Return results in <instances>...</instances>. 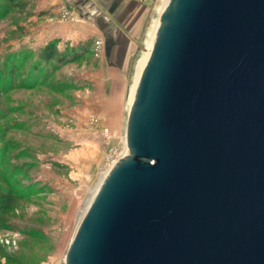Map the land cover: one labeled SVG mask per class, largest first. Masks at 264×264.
<instances>
[{"label":"water","instance_id":"95a60500","mask_svg":"<svg viewBox=\"0 0 264 264\" xmlns=\"http://www.w3.org/2000/svg\"><path fill=\"white\" fill-rule=\"evenodd\" d=\"M127 153L66 264H264V0H170Z\"/></svg>","mask_w":264,"mask_h":264},{"label":"rangeland","instance_id":"374dc122","mask_svg":"<svg viewBox=\"0 0 264 264\" xmlns=\"http://www.w3.org/2000/svg\"><path fill=\"white\" fill-rule=\"evenodd\" d=\"M143 2L135 43L122 42L113 59L95 38L45 35L47 23L65 29L81 20L72 7L0 0V190L14 196L0 211V264H66L91 196L125 155L140 67L169 0ZM53 40L61 49L90 47L69 63L44 64L39 53Z\"/></svg>","mask_w":264,"mask_h":264},{"label":"crops","instance_id":"0c3cea01","mask_svg":"<svg viewBox=\"0 0 264 264\" xmlns=\"http://www.w3.org/2000/svg\"><path fill=\"white\" fill-rule=\"evenodd\" d=\"M41 5L55 9L68 5L81 17L78 22H65V29L59 23H47L45 35L57 32V38L72 37L76 42L95 38L106 47L108 57L113 50V59L121 53L122 42L135 43L145 14L143 0H41Z\"/></svg>","mask_w":264,"mask_h":264},{"label":"trees","instance_id":"16d2710c","mask_svg":"<svg viewBox=\"0 0 264 264\" xmlns=\"http://www.w3.org/2000/svg\"><path fill=\"white\" fill-rule=\"evenodd\" d=\"M88 47H90L89 43L87 45L80 49L76 47H69L67 45L64 47V49H61L59 46L58 40H53L49 43H47L40 51L39 53V60L40 62L47 64L50 62L58 63V64H66L71 61L77 60L79 57H81L87 50ZM81 50V53H78ZM37 69L40 67V64H36ZM34 68H36L34 66ZM15 69V68H13ZM1 180V175H0ZM14 199L13 194L9 192H4L0 190V211H6L11 207L12 201Z\"/></svg>","mask_w":264,"mask_h":264},{"label":"bare ground","instance_id":"6f19581e","mask_svg":"<svg viewBox=\"0 0 264 264\" xmlns=\"http://www.w3.org/2000/svg\"><path fill=\"white\" fill-rule=\"evenodd\" d=\"M170 1V0H169ZM168 4H169V2H168ZM168 6V5H167ZM167 8V7H166ZM160 25V24H159ZM159 28V27H158ZM157 31H158V29H157ZM156 34H157V32H156ZM156 36V35H155ZM154 39H155V37H154ZM153 42H154V40H153ZM152 45H153V43H152ZM152 45H151V47L148 49V51H147V53H146V60L143 62V64H142V66L140 67V78H141V75H142V73H143V70H144V68H145V64H146V62H147V59H148V56H149V52H150V50H151V48H152ZM139 81H140V79H139ZM138 87V86H137ZM136 92H137V88H136V90H135V92H134V97H133V103H134V99H135V95H136ZM133 106V105H132ZM127 153V146H126V149H125V151H124V154H126ZM109 170V169H108ZM108 170L106 171V173H104V176H103V179H104V177L106 176V174H107V172H108ZM102 179V180H103ZM102 182V181H101ZM100 182V183H101ZM98 188V187H97ZM97 190V189H96ZM96 192V191H95ZM95 192L93 193V195L91 196V198H90V200H89V202H88V204H87V206L89 205V203H90V201H91V199H92V197L94 196V194H95ZM87 206H86V208H87ZM86 208H85V210H86ZM85 210H84V212H85ZM84 212H83V214H84ZM82 214V215H83Z\"/></svg>","mask_w":264,"mask_h":264},{"label":"built area","instance_id":"2783aa9c","mask_svg":"<svg viewBox=\"0 0 264 264\" xmlns=\"http://www.w3.org/2000/svg\"><path fill=\"white\" fill-rule=\"evenodd\" d=\"M65 18H67V19H73V16L72 15H70V16H64ZM101 122V119L100 118H94L93 119V123L95 124V125H98L99 123ZM104 131L106 132V133H108L109 132V130H108V128H104ZM119 159V158H118ZM118 159H116L115 161H113V163H115ZM112 163V164H113ZM111 164V165H112Z\"/></svg>","mask_w":264,"mask_h":264}]
</instances>
